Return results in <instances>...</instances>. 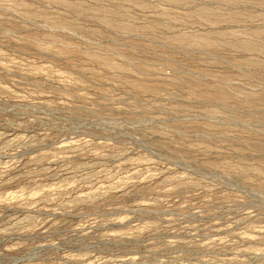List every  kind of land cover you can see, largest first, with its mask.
I'll use <instances>...</instances> for the list:
<instances>
[{
	"label": "rangeland",
	"instance_id": "rangeland-1",
	"mask_svg": "<svg viewBox=\"0 0 264 264\" xmlns=\"http://www.w3.org/2000/svg\"><path fill=\"white\" fill-rule=\"evenodd\" d=\"M0 264H264V0H0Z\"/></svg>",
	"mask_w": 264,
	"mask_h": 264
}]
</instances>
